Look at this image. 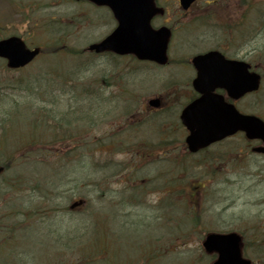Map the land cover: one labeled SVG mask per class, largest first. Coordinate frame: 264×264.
I'll return each instance as SVG.
<instances>
[{
  "label": "rangeland",
  "instance_id": "374dc122",
  "mask_svg": "<svg viewBox=\"0 0 264 264\" xmlns=\"http://www.w3.org/2000/svg\"><path fill=\"white\" fill-rule=\"evenodd\" d=\"M71 1L73 0H0V38L19 35L26 40L29 47L38 46L44 51V55L23 72H9L0 67V137L3 136L5 129H11L5 133L3 142L0 140V144L9 145L7 147L9 151L0 150V158H6L13 148H18L15 153L18 159L17 163L20 164H15V167L8 170L6 177L0 181V249H2L1 244L3 243L6 244L8 250H12L8 252L0 250V264H23V260L19 258L21 255L28 258L25 264H94L97 255L94 254V247L89 246L86 242L95 239L98 244H101L103 241L100 236H92L87 241H83V237L92 232L90 215L93 206L94 208L95 204L100 206L92 192V180L99 176V174H94L96 169L91 167L92 151L86 152L82 160H72L64 166L52 164L50 168L47 164L49 163L48 156L45 151L40 150V146L35 145L31 148L27 146L21 150L17 144L20 145L21 142L26 141L25 136L19 137L18 134L23 131L28 134L33 130L31 119L26 115H21L12 121L11 116L8 115V110H11L16 102V108H29L28 112L32 111V115L42 119L41 107L45 105L44 101L47 98L61 95L62 89L69 93L73 92L71 89L73 88L72 94L57 98L65 101L69 100L71 96L76 97L77 93L80 94L83 89H86L85 87L72 86L76 81L79 82L80 79L93 80L98 77L97 73L108 79L116 78L117 74V77L122 78L121 75L126 77V74H121L122 71L113 72L112 67L109 68L113 71L107 69L102 72L101 69L107 68L104 58L98 57L94 63L91 60L92 57H89L88 61H83L86 60L87 55L80 56L71 50L59 51L51 56L45 52V48H53L54 43V47L61 46L56 43L57 41L55 42L57 38H65L68 44L64 48L76 50L84 49L91 43L97 42V38L103 33V31L100 33L96 31L97 28L89 27L83 19L85 10L91 11V9L85 7L83 10V5ZM259 3H264V0H260ZM259 9L264 11V6L260 5ZM75 13L79 17L78 19L73 18ZM94 16L91 18L94 19ZM84 18L92 21L86 16ZM262 24L264 26V21ZM91 25L94 26V23ZM53 27H56V36L50 37L47 31ZM85 27L88 28L83 30ZM107 33L109 34L106 31L104 36H107ZM244 39L246 40V38ZM201 41L196 43L198 47L196 52L200 51V47L210 49L217 45L210 40L203 42L201 39ZM259 46L264 48V29L261 28ZM181 51H188V49H184L182 43L177 49V52ZM261 54L263 53L255 54L252 47H244L243 53L240 55L243 60L255 66L259 65L258 72L263 76L262 88L258 96L248 97L243 101V106L250 112L259 109L260 113L264 112V61L258 62ZM262 56L264 57V54ZM53 59L54 62H52ZM52 65H56L61 70L56 72L53 78L49 77L50 81L45 83V69L52 68ZM65 69L68 70L65 71ZM155 74V71L152 70L137 77L138 89L146 92L153 89L155 86L152 84L156 82ZM69 80H74V82ZM60 81L65 82L61 85ZM45 86L46 88H44ZM60 106L66 107L62 103ZM34 110L39 112H34ZM32 120L36 129L34 142L42 141L45 134L43 131L40 136L42 125L38 124V119ZM84 133L90 135L86 141L91 142L92 132L85 128ZM17 136L19 142L15 140ZM86 148L90 149V145ZM61 149L65 150L64 147ZM115 157L116 159L126 158L123 153L116 154ZM56 159L59 158L53 160ZM249 163L247 168L232 167L233 163L224 166L222 176L230 179L222 189L228 199L221 198L218 206V208L227 207V209L222 211L219 216H221L222 224L229 221L234 226L238 223L246 225L248 222L245 220L247 219L257 221L256 229L245 231L248 236L245 254L251 256L255 264H264V260H262V256H264V172L261 171L264 169V161L250 159ZM17 170L21 172L17 173ZM15 176L19 177V181L23 182L25 188H28L26 190V192L29 191L28 193L20 194L17 191L19 183L15 181L17 179ZM41 178H44V181ZM27 185L35 186V193L30 191ZM117 197L116 194L113 196L108 194V201L116 202ZM78 199L87 201V208L83 212L84 218L82 219H79V216L70 212L69 209ZM18 203L29 205L26 208L27 213L25 207H19ZM105 208L110 215L108 225L110 233L106 238L107 252L103 254L97 264H107V258L113 254L118 258H123L125 253H133L139 242L144 241L142 234H154L157 231L154 228L156 225L150 223L145 225L148 229L145 231L141 229L139 223L127 226L122 223L114 205H106ZM126 211L132 213L131 222H140L141 220L149 222L157 219L156 212L151 208L131 206L127 207ZM36 225L41 226V230ZM64 225L67 227H63ZM42 228L49 231L50 235H45ZM59 228H63V231L60 232ZM242 229L245 230V227ZM160 233L161 231L158 234ZM197 241L198 239L195 242L197 243ZM13 246L15 247L13 248ZM197 249L198 247L185 246L177 249L178 252L175 253L191 260L192 251ZM18 253L21 255L19 256ZM164 263L186 264L184 259L175 256H169L159 264ZM109 264L113 263L109 262Z\"/></svg>",
  "mask_w": 264,
  "mask_h": 264
},
{
  "label": "flooded vegetation",
  "instance_id": "af4514ba",
  "mask_svg": "<svg viewBox=\"0 0 264 264\" xmlns=\"http://www.w3.org/2000/svg\"><path fill=\"white\" fill-rule=\"evenodd\" d=\"M258 1L196 0L187 9H184L180 0H155V7L159 13L151 20V26L154 30L168 28L171 33L167 65L147 63L155 66L149 67L147 70L155 71V83L159 89L153 96H142L141 99H143L139 101V104L133 106V111L128 113L126 110L123 111L120 117L121 121H115V115L121 114V111L118 112V110L122 107L127 108L126 98L134 100L137 96L130 95L125 98L113 96L112 100L106 102L108 110L99 112L101 115H108L107 118L110 120L106 122L107 137L113 136L114 129L124 130L127 128L126 135L128 136H126L125 147H129L130 151H134L135 155H139L143 159L140 166H146V162L150 160L154 164L165 161L177 167L175 173L179 178V166L191 168L188 173L191 175L198 172L194 175V180L198 181L199 185L195 186L193 183L185 190V196L189 197L191 202L196 205H200L201 200L212 192L210 191L211 187L208 186L209 170L212 166H224L229 163L239 164L244 160V150L247 151L254 144L261 145V143L249 140L246 141L244 148L242 143L244 135L239 133L196 153H191L188 150L186 138L189 132L181 122V114L188 104L199 97V94L193 89L197 72L190 55L193 54L195 43L190 38H193L195 42L200 39L203 42L208 40L214 42L217 45L208 51H218L226 60L233 62L244 61L240 56L244 47H252L255 54L264 52V48L259 46V17L255 15ZM93 7V14L95 13L94 26L97 25L102 31H109L111 27L109 34L112 33L118 25L113 10L105 5ZM143 12L146 13L143 9H131L128 10V15L137 16ZM181 43L184 49H188L187 52H177ZM249 64L252 70L259 67V65ZM237 70L241 76L242 72L238 68ZM103 83H105L104 80ZM214 93L222 96L226 103L234 104L240 112H244L243 97L234 100L225 89H218ZM158 98L160 99V101L158 100L160 107L155 108L150 104V100ZM136 108L137 110H135ZM144 125L147 126V130L140 131ZM132 135L135 136L132 137ZM139 135L141 137H138ZM113 144L110 142L109 148H113ZM164 156L168 157L164 159ZM138 166L139 161L134 160L130 164L129 172L125 171L119 179L131 184L133 173L137 171ZM184 171L186 172L185 169ZM160 176L157 173L153 179H148L147 174L144 175L141 179L143 183L141 189L134 188L136 189L134 190L136 196L141 198L154 195L163 198L165 195L169 196L176 193L179 195V191H181L179 190V180L175 186L176 190L165 191L162 190V186L156 185ZM151 181L155 185L148 188L147 183Z\"/></svg>",
  "mask_w": 264,
  "mask_h": 264
},
{
  "label": "water",
  "instance_id": "95a60500",
  "mask_svg": "<svg viewBox=\"0 0 264 264\" xmlns=\"http://www.w3.org/2000/svg\"><path fill=\"white\" fill-rule=\"evenodd\" d=\"M100 2L102 4H111L112 0H92ZM123 1V0H122ZM131 2L139 3L151 8L153 0H129ZM148 19L151 16L148 12ZM149 33V31H147ZM143 33L140 37H131L129 39L118 38L117 36H111L98 45L91 46V50L102 52L105 50H113L121 54L135 53L139 57L149 58L156 56L152 48L154 47L153 41L150 39V33ZM159 40V37L157 38ZM155 40L157 43L158 40ZM38 54V50L28 51L25 49L23 43L18 39L12 38L7 41L0 42V56L9 59V67L18 68L28 64ZM197 65L199 70L202 71L203 60L198 59ZM259 87V76L255 75L251 79H245V83L242 88L238 86L240 93L245 94L247 91H253ZM201 92H204L199 86ZM236 89L234 88V96H236ZM204 102V99L202 100ZM200 102L195 103L199 105ZM193 112L194 110L188 109ZM193 133L194 145L197 147L204 144H209L213 141L220 139L221 137L232 134L238 130H243L250 138L264 137V123L252 116H242L237 114L234 109L229 107L227 112H222V115L216 114L214 116H208L207 114L193 112L192 116L187 119ZM195 150V148H193ZM240 238L236 235H229L226 237L212 235L208 237L205 247L208 251H217L220 253L221 258L217 264H250L249 261L242 259L240 250Z\"/></svg>",
  "mask_w": 264,
  "mask_h": 264
}]
</instances>
